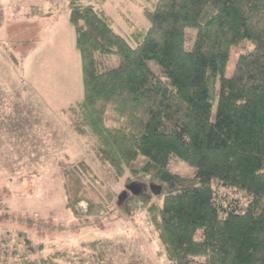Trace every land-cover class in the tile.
<instances>
[{"label": "trees", "instance_id": "1", "mask_svg": "<svg viewBox=\"0 0 264 264\" xmlns=\"http://www.w3.org/2000/svg\"><path fill=\"white\" fill-rule=\"evenodd\" d=\"M143 14L133 45L104 11L70 0L83 79L74 111L101 161L167 184L148 210L171 264H264V0H152ZM173 158L194 177L171 172ZM88 246L89 264H112L99 241Z\"/></svg>", "mask_w": 264, "mask_h": 264}, {"label": "rangeland", "instance_id": "2", "mask_svg": "<svg viewBox=\"0 0 264 264\" xmlns=\"http://www.w3.org/2000/svg\"><path fill=\"white\" fill-rule=\"evenodd\" d=\"M81 1L104 11L131 44L130 34L149 25L143 11L152 0ZM69 17L70 0H0V264H89L94 241L107 263L171 264L148 210L167 184L151 176L138 182L101 161L74 111L83 79ZM239 55L231 50L227 76ZM107 63L117 66L119 57ZM169 170L190 179L196 171L178 158ZM133 183L140 193L127 189ZM237 196L247 205V193Z\"/></svg>", "mask_w": 264, "mask_h": 264}, {"label": "water", "instance_id": "3", "mask_svg": "<svg viewBox=\"0 0 264 264\" xmlns=\"http://www.w3.org/2000/svg\"><path fill=\"white\" fill-rule=\"evenodd\" d=\"M173 184H174V182H172L171 185L173 186ZM150 187L153 190V192H154L155 195H159L163 191V188L160 185H151ZM127 189H129L134 194H138V193H140L142 191L141 190V186L138 185V184H136V183L128 184L127 185Z\"/></svg>", "mask_w": 264, "mask_h": 264}, {"label": "flooded vegetation", "instance_id": "4", "mask_svg": "<svg viewBox=\"0 0 264 264\" xmlns=\"http://www.w3.org/2000/svg\"><path fill=\"white\" fill-rule=\"evenodd\" d=\"M124 194H126V193H124Z\"/></svg>", "mask_w": 264, "mask_h": 264}]
</instances>
